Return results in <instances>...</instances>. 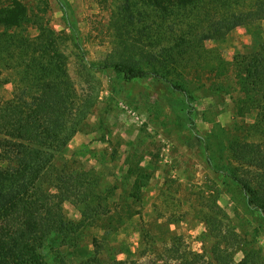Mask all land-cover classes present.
Here are the masks:
<instances>
[{
    "label": "rangeland",
    "instance_id": "374dc122",
    "mask_svg": "<svg viewBox=\"0 0 264 264\" xmlns=\"http://www.w3.org/2000/svg\"><path fill=\"white\" fill-rule=\"evenodd\" d=\"M13 1L0 0V9ZM19 1L27 7L22 27H0V36L19 46L0 49V98L12 97L16 84L38 81L35 66L27 77L19 72L45 52L36 50L37 40L55 33V52L90 110L65 156L75 172L99 177L107 216L84 230L78 249L48 244L46 264H59V258L81 263L94 254L96 241L105 246L104 264H179L170 259L173 250L188 259L205 255L209 263L218 247L235 264L253 250L264 258V220L225 175L254 177L232 159L234 142L264 145V137L247 134L256 114L237 117L243 95L232 68L237 56L264 44V0H200L168 10L146 0ZM25 41L32 46L24 47ZM147 54L158 55L156 66ZM167 61L165 79L136 88L131 98L122 78L96 69L132 62L158 71ZM171 84L190 90L206 145L189 127L185 96ZM64 211L82 221L80 207L66 203ZM209 222L234 238H211Z\"/></svg>",
    "mask_w": 264,
    "mask_h": 264
},
{
    "label": "trees",
    "instance_id": "16d2710c",
    "mask_svg": "<svg viewBox=\"0 0 264 264\" xmlns=\"http://www.w3.org/2000/svg\"><path fill=\"white\" fill-rule=\"evenodd\" d=\"M146 1L168 10L175 6L187 8L200 0ZM26 18L27 7L19 0L0 9V27L5 30L14 32L20 29ZM240 25L241 20L236 26ZM50 33L45 40L38 39L34 44L37 51L44 48L45 52L29 62L25 72H19L21 77H27L35 66V74L40 73L38 81L26 86L16 84L12 97L0 98V264H46L43 250L48 244L78 249L84 230L107 217L105 197L103 192H98L99 177L92 172H75L65 156L90 110L89 105L80 100L63 56L55 52L56 34ZM6 38V34L0 36V49L19 48L14 40ZM23 45L32 46L28 41ZM157 59L156 54L145 57L153 66L157 65ZM11 61L12 58L9 63ZM167 66L168 61L162 63L161 70L145 71L132 62H124L96 69L122 78L131 98L136 88L151 89L150 81L165 79ZM232 68L237 87L243 95L237 102V117L256 114L246 129L247 134L264 137V44L254 53L237 56ZM2 87L1 83L0 89ZM171 89L185 96L189 127L206 145V138L202 132L200 135L195 119V99L190 90L176 84H171ZM231 155L238 165L253 171L254 177L250 180L235 173L225 175L239 184L254 216L264 220L263 143L236 141L231 145ZM66 203L82 209V221L75 222L67 217L64 211ZM208 224L211 238L221 241L234 238L228 233L223 235L222 230H215L216 224ZM94 247V254L78 264H104L101 255L105 246L96 241ZM172 252L174 255L170 259L179 264H197L199 259L204 264H235L231 256L224 254L219 247L209 263L205 255L188 259L179 256L175 250ZM58 262L69 264L62 258ZM113 264L127 263L114 260ZM238 264H264V258L253 250L245 252L244 259Z\"/></svg>",
    "mask_w": 264,
    "mask_h": 264
}]
</instances>
